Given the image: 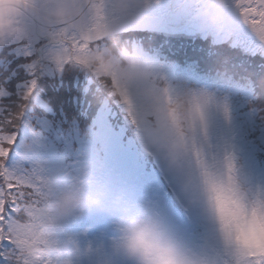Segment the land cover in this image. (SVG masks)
I'll return each mask as SVG.
<instances>
[{
  "label": "snow or ice",
  "instance_id": "1",
  "mask_svg": "<svg viewBox=\"0 0 264 264\" xmlns=\"http://www.w3.org/2000/svg\"><path fill=\"white\" fill-rule=\"evenodd\" d=\"M202 2L197 0V3ZM218 2L224 4V0ZM108 3L109 0H10L3 10L13 21V28L22 30L23 37L13 39L9 33L0 39V51L7 49L10 56L29 58L18 71L27 73L30 78L17 85L18 99L8 103L5 100L10 95L7 88L10 79H0V264H125V248L142 257L147 264H172L168 250L160 246L163 238L155 224L130 214L127 208L119 224L115 223V230L121 235L112 237L107 245L94 246L91 241L77 243L72 238L60 242L55 232L61 221L51 220V203L73 192L79 193L81 201L90 200L95 191L81 181L58 191L34 169H13L7 165L9 153L17 141L16 129L24 120L28 102L47 64H51L57 74L63 73L66 65L90 73L112 90L110 94L119 98L133 123H138L129 88L119 83L117 71L107 64L93 67L90 60L92 53L102 52L104 41L117 30L115 22H110L106 15ZM232 3L241 23L264 46V0H232ZM148 6L147 2L143 9ZM57 7L69 13L71 24L51 19L49 13ZM110 7L124 16L137 12L131 5L127 13L117 12L113 0H110ZM143 9L139 10V15ZM29 25L38 28L36 36L29 35ZM40 37H46L48 43L38 48ZM139 54L142 56L141 52ZM95 58L101 59L99 55ZM149 65L155 82L158 69ZM256 79L248 80L249 90L255 87ZM161 91L166 120L178 130V147L184 157L189 153L194 157L200 170L207 205L225 245L222 264H264V197H249L242 192L230 156H225L224 170L218 173L207 164L195 136L189 139L179 132L185 118L193 127L197 123L204 124L205 108L211 97L200 92L174 98L166 84ZM259 91L264 97V86ZM143 123L148 126L151 122L144 120ZM94 232L98 233L99 229L94 227Z\"/></svg>",
  "mask_w": 264,
  "mask_h": 264
},
{
  "label": "rangeland",
  "instance_id": "2",
  "mask_svg": "<svg viewBox=\"0 0 264 264\" xmlns=\"http://www.w3.org/2000/svg\"><path fill=\"white\" fill-rule=\"evenodd\" d=\"M233 9H235L233 3L226 6L228 13ZM173 20L176 23L179 21L175 17ZM152 25L155 28L153 22ZM227 31H229L228 28ZM227 31H222V37L230 34ZM37 34L38 29H32V36ZM236 37L234 42L228 40L221 42L222 40L204 37L206 43H200L201 46L189 40L187 49L194 53H188L182 46L176 44L167 45V48L183 56L185 60L195 61L201 67L207 68L206 70L230 71L240 76L244 75L243 73L251 75L248 68L250 62L239 61L236 55L227 58L216 50V46L227 44L235 49H233L234 53L237 50L244 53L243 50L249 46L245 44L247 40L240 42L239 36ZM248 52L253 53L249 50ZM254 53H257V50L254 49ZM258 53L264 57V51H258ZM226 62H230L231 65H225ZM149 64L158 69L155 84L161 88L166 84L170 89V95L174 98H183L191 93L209 94L211 102L205 108L204 124L197 123L193 127L185 118L180 123L179 132L189 139L195 136L197 146L202 149L207 164L218 173L224 170L225 156H230L234 163V176L242 192L249 197H264V162L262 161L264 159V114L255 106L249 92L237 91L240 87H234L227 82L216 85H207L202 82L201 84L195 76L188 73L183 75L176 73L178 77L172 78L170 75L173 74V64L170 62L163 64L152 61ZM177 71L183 72L182 68ZM55 73L54 67L47 64L41 76L47 78L48 88L51 87L50 78H54ZM71 75L86 76V72L66 65L59 78L67 81ZM261 75L262 77L258 79L264 83L263 67ZM89 80L93 83H101L92 75ZM17 85L19 84H16L15 88L18 92ZM138 87L137 85L129 87L133 110L138 119L144 121L153 110V118L148 125L151 129L150 135L142 139V146L156 164L159 165L162 159L160 162L164 169L162 171H166L172 184L182 194L186 207L191 209L195 228L191 231L183 229L181 222L170 213L164 203L162 189L158 181L151 177L149 167L144 168L138 163V157L135 158L131 152L130 143L123 141L124 134L120 130L110 131V128L105 125L112 120L111 116L105 115V118H101L104 119L105 124L100 119L93 123L88 128L90 130L88 135H85L84 131L80 132L73 122L68 126L67 122L64 125L57 122V126L53 128L50 125L53 120L43 121L35 117L32 120H41L45 130L50 129L52 136L40 133L36 127L40 126L38 121L31 126L34 143L27 151L22 149L28 171L34 169L38 175L46 177L51 182L49 186L58 191H63L78 181L89 184V188L96 193L93 197L99 199L102 206L116 207L119 204L127 208L130 214L150 220L163 239L173 243L182 254L193 258L197 264H222L226 251L225 245L214 216L208 208L200 170L195 164L194 157L189 153L180 158L181 166L178 169L169 165L168 157L178 147V130L171 126L163 115L154 110V106L147 98L138 93ZM95 88L96 86L94 89H88L84 98L90 100L96 91ZM43 103L44 101H41L40 105ZM96 103L102 102L94 97L90 105ZM225 106L227 114H225ZM120 110L127 113L122 104ZM56 118L59 120L61 117ZM62 118L65 119L64 114ZM86 165L89 167L88 177L85 180L83 173ZM77 218H82L83 221L81 223L78 221L77 227H74L73 223ZM115 223L114 216L93 211L61 221L55 236L60 242L72 238L77 243L91 241L94 246L100 243L107 245L110 242L107 231L115 230ZM94 227L99 229L98 233L94 232Z\"/></svg>",
  "mask_w": 264,
  "mask_h": 264
},
{
  "label": "clouds",
  "instance_id": "3",
  "mask_svg": "<svg viewBox=\"0 0 264 264\" xmlns=\"http://www.w3.org/2000/svg\"><path fill=\"white\" fill-rule=\"evenodd\" d=\"M10 0H0V39H3L9 33L13 39H22L23 32L20 29L13 28V21L4 15V8ZM148 0H113L116 6V11L121 13H127L129 6H133L137 9L135 14L129 15L128 19L131 23L135 24L139 22L140 15L139 10L143 9ZM187 3L192 7V19L199 23L201 26H208L213 30H222L224 16L222 7L218 0H203L202 3H197V0H187ZM51 19L61 20L71 24V18L67 11L62 8H55L49 13ZM99 55L101 59L95 57ZM93 67H98L101 64L110 65L117 71L118 81L124 87H131L137 85L139 87L137 91L140 95L147 98L151 105L154 106V110L159 112L166 118V110L163 104V92L161 87H158L152 76V69L148 62L142 59L139 52L130 46L120 43L116 38L109 37L105 43V47L102 52L92 53L90 57ZM109 89V93H111ZM111 95V94H110ZM112 97H116L111 95ZM89 133L86 132L85 135ZM34 143L33 139H29L24 144V150L27 151L32 147ZM183 157V153L180 148L170 153L169 165L174 168H180L179 160ZM88 165L85 166L84 179L88 177ZM48 181V180H47ZM50 185V181H48ZM78 192L71 194H65L59 197L51 203L50 217L53 222L64 221L71 217H78L81 215L89 214L93 211L97 213H105L110 216H114L116 224H119L121 218L125 215V209L123 207H108L102 206L99 199L93 197L90 200L81 201ZM192 203V201H189ZM120 232L115 231V236L119 237ZM160 246L168 250L172 264H197V262L184 254H182L176 246L162 239ZM124 262L125 264H147V262L139 255L132 254L127 248L124 249Z\"/></svg>",
  "mask_w": 264,
  "mask_h": 264
},
{
  "label": "flooded vegetation",
  "instance_id": "4",
  "mask_svg": "<svg viewBox=\"0 0 264 264\" xmlns=\"http://www.w3.org/2000/svg\"><path fill=\"white\" fill-rule=\"evenodd\" d=\"M178 1L182 3L180 9L182 11L183 16H186L187 12L189 11V4L187 3V0ZM224 2H232V0H224ZM175 3V0H148L149 6L141 11L139 22L142 19L154 20L156 18V15L158 14L164 18V21H166V23L163 25V27L166 28L168 26L167 22H170V24H172V6ZM106 15L108 16L110 22H115L117 26L119 25L117 30H119L120 28L123 29L125 22H130L128 16L115 13L111 10L110 0L109 3L106 5ZM231 23L235 25V29L240 31V33L251 34L250 31L247 30V28L241 23L238 15L233 16L231 18ZM183 24H185V22ZM32 28V25L28 26L29 35L31 34ZM209 28L210 27L205 26V30H208Z\"/></svg>",
  "mask_w": 264,
  "mask_h": 264
},
{
  "label": "trees",
  "instance_id": "5",
  "mask_svg": "<svg viewBox=\"0 0 264 264\" xmlns=\"http://www.w3.org/2000/svg\"><path fill=\"white\" fill-rule=\"evenodd\" d=\"M251 60V62H250ZM248 62H250V64L248 65V68L250 70V73L257 78L256 79V84L261 88L262 86H264V83L262 81H259V77H262V67L264 68V59L260 60V57L257 58H249ZM262 66V67H261ZM9 67H11L12 71L16 74V76H18V64L17 63H13L11 64ZM23 76V75H22ZM19 79V81H26L27 79H29L28 77H22ZM3 77L0 76V79ZM16 82L13 81V79L10 80V83L7 85L8 91L10 93V97L6 98V102H15L18 99V96L16 95L15 91H16ZM264 101V99H263Z\"/></svg>",
  "mask_w": 264,
  "mask_h": 264
}]
</instances>
